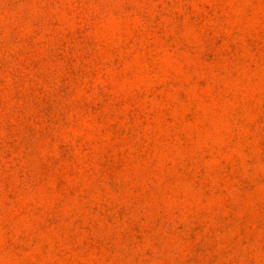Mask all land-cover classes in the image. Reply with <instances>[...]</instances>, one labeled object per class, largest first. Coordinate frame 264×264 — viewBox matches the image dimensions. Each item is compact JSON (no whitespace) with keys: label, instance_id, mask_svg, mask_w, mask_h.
<instances>
[{"label":"rangeland","instance_id":"374dc122","mask_svg":"<svg viewBox=\"0 0 264 264\" xmlns=\"http://www.w3.org/2000/svg\"><path fill=\"white\" fill-rule=\"evenodd\" d=\"M0 264H264V0H0Z\"/></svg>","mask_w":264,"mask_h":264}]
</instances>
